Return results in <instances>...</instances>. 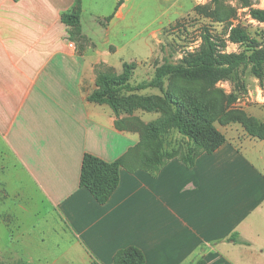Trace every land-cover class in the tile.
Segmentation results:
<instances>
[{"label": "crops", "instance_id": "0c3cea01", "mask_svg": "<svg viewBox=\"0 0 264 264\" xmlns=\"http://www.w3.org/2000/svg\"><path fill=\"white\" fill-rule=\"evenodd\" d=\"M75 6L0 0V211L17 244L0 248V263L112 264L135 245L146 264H264V140L238 123L218 125L226 142L191 168L179 158L157 173L123 167L104 204L81 185L86 153L114 161L139 134L90 98L99 72L130 62L132 39L111 38L116 19L129 27L126 0L104 24L81 6V34L63 20Z\"/></svg>", "mask_w": 264, "mask_h": 264}, {"label": "trees", "instance_id": "16d2710c", "mask_svg": "<svg viewBox=\"0 0 264 264\" xmlns=\"http://www.w3.org/2000/svg\"><path fill=\"white\" fill-rule=\"evenodd\" d=\"M124 1L118 0L117 10ZM81 3L76 0L75 9L63 14V20L77 34L82 33ZM239 6L248 8L251 18L264 24V8L255 6L253 0H210L197 4L194 12L213 22L227 23L226 37L205 27L196 49L186 51L178 60L176 50H171L162 62L156 61L153 74L140 82H133L134 62H125L121 73H98V87L90 98L112 108L118 117L117 128L139 134L138 144L114 161L84 155L80 183L99 203H106L115 192L123 167L131 172L143 169L157 173L173 158L193 167L200 154L213 153L226 142L218 124L238 123L249 136L264 140V118L236 107L238 92L219 86L222 81H232L237 88L244 87L241 71L248 67L264 80V28L235 23ZM228 42L239 44L241 50L229 52ZM137 112L158 115L147 122ZM175 130L180 138L169 149L167 137ZM112 264H146V256L141 248L130 245L116 252Z\"/></svg>", "mask_w": 264, "mask_h": 264}, {"label": "rangeland", "instance_id": "374dc122", "mask_svg": "<svg viewBox=\"0 0 264 264\" xmlns=\"http://www.w3.org/2000/svg\"><path fill=\"white\" fill-rule=\"evenodd\" d=\"M82 1L81 6L85 8L86 21L96 18L104 24L105 21H110L109 18L117 11L118 0ZM208 2L210 0H126V6L122 11L124 16L130 20L129 27L125 28V24L122 25L120 20L116 19L112 27L111 38L119 43L132 39L129 44L126 42L128 45L124 47L123 52L127 61H133L137 65L133 82H140L151 76L156 61L162 62L164 56L171 50H176L175 60H178L186 51L196 49L201 42V34L205 27L212 30L214 34L226 37L227 23L213 22L194 12L197 4ZM253 2L255 6L264 8V0H253ZM231 3L238 6L236 1ZM235 23H241L250 29L264 28V24L251 18L248 8L240 6ZM164 45L165 49H163ZM151 48L155 51L153 56L148 54ZM227 50L237 52L241 50V47L239 44L228 42ZM131 57L134 58L131 60ZM241 78L244 87L237 88L232 81H222L219 86L227 92L233 90L238 92L239 99L235 103L236 107L243 108L259 118H264V80L258 79L249 67L241 71ZM150 91L155 92L156 90ZM157 115L148 112L145 119L152 120ZM179 138L177 131H173L167 137V147L169 149L174 147ZM2 213L0 211V248L5 249L17 244L10 242L13 237L12 229L1 222ZM19 213L23 222V214ZM15 221L11 226L16 224Z\"/></svg>", "mask_w": 264, "mask_h": 264}, {"label": "built area", "instance_id": "2783aa9c", "mask_svg": "<svg viewBox=\"0 0 264 264\" xmlns=\"http://www.w3.org/2000/svg\"><path fill=\"white\" fill-rule=\"evenodd\" d=\"M70 45H71V46H73V45H74V43H71Z\"/></svg>", "mask_w": 264, "mask_h": 264}]
</instances>
